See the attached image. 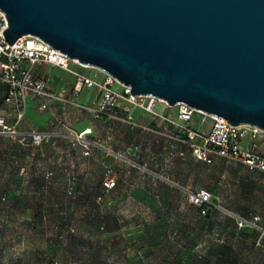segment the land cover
Instances as JSON below:
<instances>
[{
  "label": "rangeland",
  "instance_id": "obj_1",
  "mask_svg": "<svg viewBox=\"0 0 264 264\" xmlns=\"http://www.w3.org/2000/svg\"><path fill=\"white\" fill-rule=\"evenodd\" d=\"M5 99L0 85V114L10 115ZM41 115L45 125L19 126L54 128L40 145L0 137V264H264V174L172 156L146 129L165 124L133 108L117 119L67 107ZM201 189L209 220L211 206L191 201Z\"/></svg>",
  "mask_w": 264,
  "mask_h": 264
},
{
  "label": "water",
  "instance_id": "obj_2",
  "mask_svg": "<svg viewBox=\"0 0 264 264\" xmlns=\"http://www.w3.org/2000/svg\"><path fill=\"white\" fill-rule=\"evenodd\" d=\"M0 9L10 44L38 37L134 95L264 131V0H0Z\"/></svg>",
  "mask_w": 264,
  "mask_h": 264
},
{
  "label": "built area",
  "instance_id": "obj_3",
  "mask_svg": "<svg viewBox=\"0 0 264 264\" xmlns=\"http://www.w3.org/2000/svg\"><path fill=\"white\" fill-rule=\"evenodd\" d=\"M8 28L6 14L0 9V85L6 89V102L12 108L15 122L10 123L5 115H0V137L31 139L35 145L54 135V128L49 130L20 129L29 102L36 103L41 113L48 110L77 108L97 116L119 118L117 111L130 108L146 112L165 124L164 129H150L164 138L171 148V155H185L188 151L195 161L212 165L217 159L243 165L250 170L264 174V131L250 125H232L225 118L208 115L185 104L172 106L166 101L153 96L134 95L130 87L120 83L106 72L97 69L102 77H90L71 69L74 60L48 43L35 36H24L16 43L6 41L5 30ZM80 64V63H79ZM51 65L72 72L76 82L71 89H52L49 79L37 72V67ZM84 87L96 88L98 98L92 104L79 103L77 99ZM175 110L177 121L170 113ZM199 118L201 125L194 128L191 123ZM210 123L209 129L204 125ZM176 125L172 131L168 126ZM56 123L51 122V127ZM120 156V155H119ZM104 185L107 190L115 187L116 182L108 177ZM191 201L196 206H213L212 195L201 189L191 194Z\"/></svg>",
  "mask_w": 264,
  "mask_h": 264
},
{
  "label": "crops",
  "instance_id": "obj_4",
  "mask_svg": "<svg viewBox=\"0 0 264 264\" xmlns=\"http://www.w3.org/2000/svg\"><path fill=\"white\" fill-rule=\"evenodd\" d=\"M71 65H73L72 68H71L73 71L79 72V73L84 74L86 76H90V77H102L103 76L101 74L88 75V74L82 73V72H80L78 70H75V67H77L76 65H78V64H71ZM78 66L81 67L80 65H78ZM81 68H83V67H81ZM55 71H59L60 73H55ZM37 72L45 75L49 79V83H50L52 89H54V90H60V89H63V88L71 89L73 87V85L75 84V82H76V76L72 72L63 70V69H61L59 67H55V66H51V65H41V66L37 67ZM95 91H97L96 88L84 87V89H83L82 93L80 94L79 98L83 99L86 102L91 103V99H92ZM6 97H7V92H6ZM77 101H78V99H77ZM9 108H10V112H11L10 115H8V114H6V115L4 114V115L7 116L8 119H9V117H12V122L14 123L15 122V117H14L12 108L10 106H9ZM60 108L63 109L64 107L60 106ZM73 109L78 110L77 108H73ZM174 112H175V110H174ZM43 113H45V112H43ZM41 114L42 113L37 110L36 103L33 102V101L29 102L25 117H24V119L21 122V124L23 126L21 127V124H20V127L22 129L31 128V121L30 120H33V121L37 122L38 125H45L46 120L42 117ZM0 115H2V114H0ZM193 122L195 123V125H193L194 128H198L201 125V122H200L199 118H195ZM209 127H210V123L204 125L205 129H209ZM170 152H171V148H170ZM217 161H225V160L217 159L215 162H217ZM227 163H230V162H227ZM202 164H204V163H202Z\"/></svg>",
  "mask_w": 264,
  "mask_h": 264
},
{
  "label": "bare ground",
  "instance_id": "obj_5",
  "mask_svg": "<svg viewBox=\"0 0 264 264\" xmlns=\"http://www.w3.org/2000/svg\"><path fill=\"white\" fill-rule=\"evenodd\" d=\"M73 62L78 64V65H80L83 68L96 69L95 67H92V66H87V65H84V64H81V63L79 64V62L76 61V60H74ZM86 132L88 133V132H90V130H87Z\"/></svg>",
  "mask_w": 264,
  "mask_h": 264
},
{
  "label": "trees",
  "instance_id": "obj_6",
  "mask_svg": "<svg viewBox=\"0 0 264 264\" xmlns=\"http://www.w3.org/2000/svg\"><path fill=\"white\" fill-rule=\"evenodd\" d=\"M204 207L206 208V206H204ZM207 210H208V209H204V212H206V213H207ZM204 218H205L206 220H209L211 217H210V216H209V217H207V216H206V214H204Z\"/></svg>",
  "mask_w": 264,
  "mask_h": 264
}]
</instances>
